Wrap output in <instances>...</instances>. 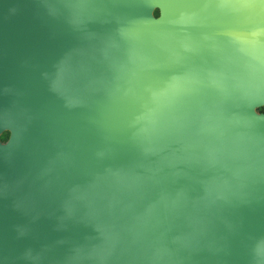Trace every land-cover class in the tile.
Wrapping results in <instances>:
<instances>
[{
  "label": "water",
  "instance_id": "1",
  "mask_svg": "<svg viewBox=\"0 0 264 264\" xmlns=\"http://www.w3.org/2000/svg\"><path fill=\"white\" fill-rule=\"evenodd\" d=\"M260 105L264 0H0V264H264Z\"/></svg>",
  "mask_w": 264,
  "mask_h": 264
},
{
  "label": "trees",
  "instance_id": "2",
  "mask_svg": "<svg viewBox=\"0 0 264 264\" xmlns=\"http://www.w3.org/2000/svg\"><path fill=\"white\" fill-rule=\"evenodd\" d=\"M153 14H156V9L153 10ZM258 111L264 112V105H260L257 107ZM7 131L3 130L0 132V140H3L6 137Z\"/></svg>",
  "mask_w": 264,
  "mask_h": 264
}]
</instances>
